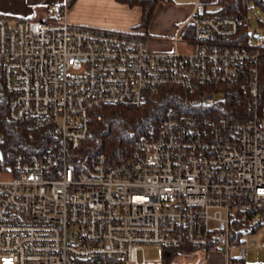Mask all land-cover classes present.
I'll return each mask as SVG.
<instances>
[{
  "label": "built area",
  "instance_id": "built-area-1",
  "mask_svg": "<svg viewBox=\"0 0 264 264\" xmlns=\"http://www.w3.org/2000/svg\"><path fill=\"white\" fill-rule=\"evenodd\" d=\"M212 2L195 0L167 36L74 23L67 3L0 12L8 118L25 131L12 148L0 129V264H146L145 245L217 238L225 264H248V243L264 247V46L250 43L248 14L207 11ZM151 39L173 49L153 51ZM168 85L183 94L128 157L79 151L102 108L143 106ZM235 87L252 107L245 118L217 111ZM240 218L249 224L235 243Z\"/></svg>",
  "mask_w": 264,
  "mask_h": 264
},
{
  "label": "trees",
  "instance_id": "trees-1",
  "mask_svg": "<svg viewBox=\"0 0 264 264\" xmlns=\"http://www.w3.org/2000/svg\"><path fill=\"white\" fill-rule=\"evenodd\" d=\"M130 5H140L142 7V15L140 22L133 28H148L153 19L155 9L158 3H171L173 0H121ZM251 0H207L212 2L207 11L215 13H239L247 14L249 2ZM263 3V0H257ZM75 0H69L68 6L72 5ZM212 8V9H211ZM243 33H247L244 30ZM259 97L264 99V54L260 57V81H259ZM172 92H176V96L183 94L180 87L165 86L163 89L153 97L149 102L139 107H130L124 105H109L98 111L101 118H95L91 125V134L87 141L83 143L80 152H105L110 161L117 162L128 157L133 145L138 136H140L148 125L157 120L165 107L174 101ZM243 92L239 88H227L226 97L218 104H224L217 108L218 113L226 114L230 117H247L252 113V107L248 105L247 97H241ZM241 97V99H239ZM7 91L3 80L0 78V129L7 137L6 147L14 148L17 142L25 136V131L20 128V125L12 122L8 118L7 109ZM44 131L38 134L35 141L31 142L34 148V143L46 142L42 138ZM22 136V137H21ZM249 224L248 220L243 218L234 220V227L232 228L231 238L235 243L243 240V230L241 227ZM258 224L253 227L256 228ZM220 238L216 240L211 239L207 249L218 247ZM163 256L159 262H150L146 264H169L175 255L183 250H191V247H168L163 246Z\"/></svg>",
  "mask_w": 264,
  "mask_h": 264
},
{
  "label": "crops",
  "instance_id": "crops-1",
  "mask_svg": "<svg viewBox=\"0 0 264 264\" xmlns=\"http://www.w3.org/2000/svg\"><path fill=\"white\" fill-rule=\"evenodd\" d=\"M68 1L69 0H0V12L16 17L40 16L49 6L58 7L57 9H59L60 6L66 3L68 4ZM163 5H165V3H158L155 12L160 7H163ZM166 5L167 7H170L172 4L166 3ZM188 5V9H186L185 12H179L177 14V17L175 18L177 24H172L171 29H169L171 31L170 34H172L177 25L185 20L191 13L192 3ZM133 8L138 9L139 17L137 14L135 15ZM141 15L142 7L140 5L132 6L121 0H75L72 5L68 6V18L71 22L110 26L122 30H128L137 25L141 20ZM153 19L149 26L153 23ZM149 47L153 51H168L173 48V44L169 41L152 39L149 42ZM219 247L220 246L211 249L196 248L180 251L169 264H224V253L222 254V251L218 249ZM198 250H203L204 252L197 253ZM177 257L181 259L178 263L175 262ZM247 259L248 251L247 257L244 260L245 263H262L248 262Z\"/></svg>",
  "mask_w": 264,
  "mask_h": 264
},
{
  "label": "rangeland",
  "instance_id": "rangeland-1",
  "mask_svg": "<svg viewBox=\"0 0 264 264\" xmlns=\"http://www.w3.org/2000/svg\"><path fill=\"white\" fill-rule=\"evenodd\" d=\"M195 0H173L171 2V6L167 7L166 3L163 5V7H160L155 12V16L153 19V23L146 28V30L151 33L153 36H167L172 35L170 34V30L172 24L176 23L175 18L177 17V14L179 12H185L186 9H188V4L193 3ZM48 8H51L53 12L58 11V7L49 6ZM135 11V15L139 14V11L137 8H133ZM249 18H250V25L249 30L252 32L249 36V41L252 44H260L264 46V0L263 3L259 2L257 0H251L249 2L248 6V12H247ZM139 17V16H138ZM129 18V17H127ZM138 19V18H137ZM177 24V23H176ZM133 25V24H132ZM133 27V26H132ZM142 30H145V28H142ZM256 33H259L257 36ZM152 40V39H151ZM173 49V48H172ZM8 177V175H4L0 173V178ZM252 237H258V235H247V241L249 242V239ZM260 237V236H259ZM219 247L218 249L223 252V248ZM144 250L146 253V256L150 262H159L162 259L164 247L159 244H149L144 246ZM141 256H142V249ZM239 248L236 245L232 246V254L233 256H236L238 253ZM203 250H198L197 253H202ZM181 259L179 257L176 258L175 262H179ZM224 264H225V256L223 257ZM248 262H262L261 264H264V247H257L255 244L248 243Z\"/></svg>",
  "mask_w": 264,
  "mask_h": 264
}]
</instances>
